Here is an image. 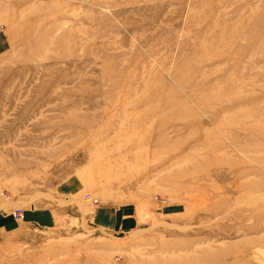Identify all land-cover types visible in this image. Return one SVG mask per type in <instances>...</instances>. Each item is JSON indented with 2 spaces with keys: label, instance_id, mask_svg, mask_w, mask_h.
Masks as SVG:
<instances>
[{
  "label": "rangeland",
  "instance_id": "rangeland-1",
  "mask_svg": "<svg viewBox=\"0 0 264 264\" xmlns=\"http://www.w3.org/2000/svg\"><path fill=\"white\" fill-rule=\"evenodd\" d=\"M10 208L0 264H264V0H0Z\"/></svg>",
  "mask_w": 264,
  "mask_h": 264
},
{
  "label": "crops",
  "instance_id": "crops-1",
  "mask_svg": "<svg viewBox=\"0 0 264 264\" xmlns=\"http://www.w3.org/2000/svg\"><path fill=\"white\" fill-rule=\"evenodd\" d=\"M12 209V210H11ZM19 208H10L9 212H3L2 209H0V232L1 231H5L7 228H5V223H3L5 220H3L4 218L11 220V213L15 210H18ZM23 220L26 217V214L23 213ZM114 222L117 220L116 218V213H113L111 210L109 209H101V210H97L96 211V216H95V225L96 226H105L107 225V223L109 221ZM19 221V220H18Z\"/></svg>",
  "mask_w": 264,
  "mask_h": 264
},
{
  "label": "built area",
  "instance_id": "built-area-1",
  "mask_svg": "<svg viewBox=\"0 0 264 264\" xmlns=\"http://www.w3.org/2000/svg\"><path fill=\"white\" fill-rule=\"evenodd\" d=\"M92 204H95V201H91ZM11 217L14 219V220H22L23 219V214L21 212H18V211H13L11 214Z\"/></svg>",
  "mask_w": 264,
  "mask_h": 264
}]
</instances>
